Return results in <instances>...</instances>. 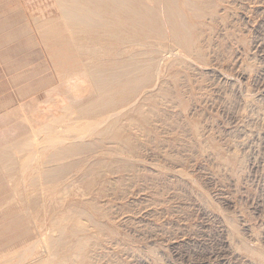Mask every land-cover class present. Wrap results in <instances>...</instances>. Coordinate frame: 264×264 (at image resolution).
<instances>
[{
  "label": "rangeland",
  "instance_id": "1",
  "mask_svg": "<svg viewBox=\"0 0 264 264\" xmlns=\"http://www.w3.org/2000/svg\"><path fill=\"white\" fill-rule=\"evenodd\" d=\"M38 1L0 0V264H264V0H161L175 34L71 55Z\"/></svg>",
  "mask_w": 264,
  "mask_h": 264
},
{
  "label": "bare ground",
  "instance_id": "2",
  "mask_svg": "<svg viewBox=\"0 0 264 264\" xmlns=\"http://www.w3.org/2000/svg\"><path fill=\"white\" fill-rule=\"evenodd\" d=\"M144 1L145 0H40L38 1L39 9L36 12L38 14L37 19L42 20V22L39 24L40 25L39 32L40 34H44L46 36L47 40L50 42L49 44L52 47H57L58 49H62L64 50V52H67L66 54L68 55L73 54L75 51V48L81 46L84 41H89L91 44H100L99 48H101L102 50L104 49V52H108L112 50L113 46L109 44L102 45L101 43L102 42L109 43V41L111 42L114 41V38L110 37V31L123 27L125 25H128V26L133 27L134 30L139 32L138 34L141 35L143 33H146L149 30L150 25L153 23L152 21L154 22L156 21L155 23L158 25L157 19H159L161 12L166 18V22L170 27L171 33L175 34L173 31L174 25L172 27V23L174 24L175 15L173 16L174 13L172 12L173 10H171L170 3L168 1L151 0L152 3L155 4V7H158V8L148 11L147 7H145V4H147L148 1H146L147 3L145 4H144ZM174 30L177 31L175 27H174ZM118 77H120V75L112 74V73H108V74L99 73L97 75L95 74L94 78L92 77L90 78L93 80V84H94L93 88L94 87L101 88L102 90V92H98L99 95L95 93L97 89L95 91L93 90L94 93L98 95V98L100 96V93H103L104 96L108 94L107 92L110 91V88L108 87L109 82L112 80H115L116 78L118 79ZM121 79H123V77ZM71 80L78 81V79H76V77L73 75L71 77ZM121 81L119 79V82ZM77 83L78 82H76V84ZM44 85H46V83ZM71 87H74V86H71ZM101 90H98V91H101ZM34 91L36 92L37 90L35 89ZM100 97H103V95L101 94ZM103 103H105V97H104V102H102L100 107L103 106L104 108L105 105H107L105 106V108L110 107V104H111L110 100L105 104ZM45 126H46V129L49 127V126L47 127L46 124ZM52 130L54 129L52 128ZM20 144L22 145V142H20ZM23 159H22V162H23ZM64 259L59 264H78L77 263L78 252L76 254L73 253L70 256V258H67L65 260ZM44 263H46V261Z\"/></svg>",
  "mask_w": 264,
  "mask_h": 264
}]
</instances>
